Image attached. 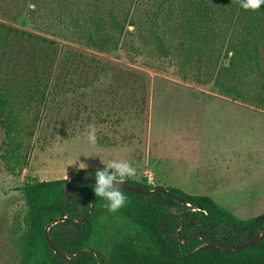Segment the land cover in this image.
Instances as JSON below:
<instances>
[{
    "label": "rangeland",
    "instance_id": "1",
    "mask_svg": "<svg viewBox=\"0 0 264 264\" xmlns=\"http://www.w3.org/2000/svg\"><path fill=\"white\" fill-rule=\"evenodd\" d=\"M234 5L229 0H0L1 20L33 10L14 24L29 30L41 26L60 43L85 39L99 21L117 36L114 26L121 23L119 51L76 45L118 64L117 71L138 70L142 77L130 86L115 80V70L96 74L86 68L60 77L69 81L60 79V86L47 90L49 99L34 102L22 116L19 153L26 165L14 174L2 158L7 137L0 125V264H19L24 184L70 180L79 170L103 169L112 159L135 169L123 181L147 179L153 187L208 196L244 220L264 214V108L224 101L228 97L214 87L216 74L207 69L211 59L220 58L224 66L230 47L206 29L217 33L215 20L223 29L233 14L241 24L246 21L249 11ZM253 64L239 66L246 71L236 83L252 97L264 94V75L247 73L259 68ZM58 72L48 80L54 83ZM89 124L97 130L94 145L82 136Z\"/></svg>",
    "mask_w": 264,
    "mask_h": 264
},
{
    "label": "trees",
    "instance_id": "2",
    "mask_svg": "<svg viewBox=\"0 0 264 264\" xmlns=\"http://www.w3.org/2000/svg\"><path fill=\"white\" fill-rule=\"evenodd\" d=\"M229 1L240 7L239 0ZM250 11L264 19V5ZM33 13V10H23L16 14L13 21L10 18L0 19V125L7 137V148L2 158L12 174L26 165L19 153L22 144L18 137L24 131L22 116L34 102L49 99L46 92L60 86V77H72L80 69L94 68L96 74L115 70V80L119 82L123 79V85L142 82L138 70L117 71L118 64L78 47L85 46L99 53L119 51L125 31L121 23L114 26L119 31L117 36L107 32L99 21L94 28L87 30L85 39L70 38V43H60L49 37L57 35L46 32L41 26L29 30L16 25L18 19L23 21ZM74 34H80V30H74ZM59 36L69 40L65 35ZM234 58L231 57L228 66L222 67H218L220 58L208 62L209 74H216L214 87L228 98L257 100L259 107L264 108V94L259 92L253 97L245 96L237 86V80L244 78L246 69L241 71L236 67L235 62L242 60ZM57 70L59 72L53 83L48 78ZM43 75L46 77L43 78ZM61 81L67 83L69 80L63 78ZM97 170L102 169H81L76 177L95 178ZM68 181H35L21 187L27 210L24 230L17 240L19 264H264V237L258 243L233 253L205 248L187 256L205 241L233 248L264 229V220L241 219L208 196L167 189L196 208L190 210L175 198L161 193L143 196L122 190L128 198L127 203L113 213L108 211L104 200L95 196L92 184L75 183L72 189L79 196H72L70 201L65 193ZM126 182L146 189L153 188L147 179L140 183ZM64 216L71 219L50 229L56 246L69 257L86 248L95 251L80 253L68 262L49 247L45 228L51 221ZM178 216L184 221L179 234L181 223Z\"/></svg>",
    "mask_w": 264,
    "mask_h": 264
},
{
    "label": "crops",
    "instance_id": "3",
    "mask_svg": "<svg viewBox=\"0 0 264 264\" xmlns=\"http://www.w3.org/2000/svg\"><path fill=\"white\" fill-rule=\"evenodd\" d=\"M234 7H239V6L234 5ZM231 11L233 14L235 9H231ZM248 11L249 12L246 14V21H243L242 24L240 23V20H238L239 16L237 14L235 15L233 14V17H231L232 14L229 12L230 14L229 16L233 19L228 20L229 21L228 23L230 24H228L226 28L222 29L223 26L219 27L218 25L221 23V21L219 20L218 22L216 19L215 20L216 22H214L213 27H216L217 33L213 31L211 33L210 30H213L212 28H210L209 30L206 29L207 32L205 31V33L207 34L209 33L213 37L212 39L216 38V42L222 41L223 42L222 44L224 45L227 42L228 47H230L226 52L228 53L229 61L224 63L225 66L229 65L231 57L238 56L240 60L242 61L241 62L236 61L234 64L236 67L237 66L239 67L240 65H243L246 67V64L249 60L252 61V64H253V61H256L257 64L258 63L260 64V65L259 64L257 65L259 68L256 69L255 71H248V73L264 75V70H261L262 67H264V21L259 20L258 15L255 12H251L250 10ZM220 14L222 15L223 13H220ZM237 25L240 28H235ZM220 66H221V63H219L218 67ZM224 101L231 102V103H237L243 106H259L260 105L257 103H250V102H249L250 105L249 103L241 104L239 101H242V100H234L231 98L230 99L227 98Z\"/></svg>",
    "mask_w": 264,
    "mask_h": 264
},
{
    "label": "clouds",
    "instance_id": "4",
    "mask_svg": "<svg viewBox=\"0 0 264 264\" xmlns=\"http://www.w3.org/2000/svg\"><path fill=\"white\" fill-rule=\"evenodd\" d=\"M239 4L245 10H257L264 5V0H239ZM96 131L95 125L89 124L82 136L88 143L94 145L97 139ZM105 165L102 170L95 172L96 183L93 191L96 197L106 202L108 211L115 213L126 205L128 199L121 190L122 181L126 177L134 176L135 169L127 161L118 159L109 160Z\"/></svg>",
    "mask_w": 264,
    "mask_h": 264
},
{
    "label": "water",
    "instance_id": "5",
    "mask_svg": "<svg viewBox=\"0 0 264 264\" xmlns=\"http://www.w3.org/2000/svg\"><path fill=\"white\" fill-rule=\"evenodd\" d=\"M75 183H83V184H92V185H95L96 183V180L95 178H72L68 181V184L66 185L65 187V193H66V196L67 198L71 201L72 200V196H79V194L75 191H73L72 187ZM121 190H125V191H128V192H133V193H136V194H139V195H143V196H151V195H154V194H157V193H161V194H164V195H167L171 198H175L179 204L181 205H184L186 207H188L190 210H196L195 207H193L191 204L185 202L184 200H182L181 198L175 196L174 194H172L169 190H166V189H163V188H160V187H153L151 189H146L142 186H137V185H134V184H131V183H128L126 181H122V185H121ZM179 220H180V223H181V227L178 231L177 234L180 233V231L183 229L184 227V221L182 220V218L180 216H178ZM71 218L70 217H67V216H64V217H59L53 221H51L49 224H47L46 228H45V239L49 245V247L58 255L60 256L61 258L65 259L66 261L70 262L72 260H74L80 253H83V252H92V251H95L91 248H86L80 252H78L77 254H75L73 257H69L66 253L62 252L57 246L56 244L54 243V241L52 240L51 236H50V229L59 224V223H63V222H66L68 220H70ZM75 221H78V219L74 218ZM261 220H264V214L256 217V221H261ZM264 237V229L261 230L257 235H255L252 239L250 240H247L241 244H238L237 246L233 247V248H224V247H221V246H218L215 242H204V244L196 247L194 250L190 251L187 253V256H190V255H193L194 253L202 250V249H205V248H212L216 251H219V252H224V253H233L235 251H238V250H241V249H244L246 247H249V246H252L256 243H258L262 238Z\"/></svg>",
    "mask_w": 264,
    "mask_h": 264
}]
</instances>
